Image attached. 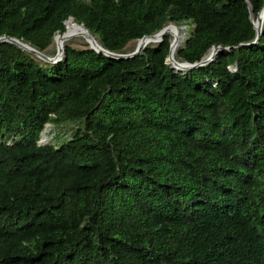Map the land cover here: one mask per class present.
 Returning <instances> with one entry per match:
<instances>
[{"label":"trees","instance_id":"obj_1","mask_svg":"<svg viewBox=\"0 0 264 264\" xmlns=\"http://www.w3.org/2000/svg\"><path fill=\"white\" fill-rule=\"evenodd\" d=\"M246 1L253 19L263 0H0V35L42 52L66 18L115 52L166 23L187 28L176 60L227 46L174 70L167 32L129 57L64 41L56 61L0 40V264H264V15L243 44ZM44 123L64 135L36 143Z\"/></svg>","mask_w":264,"mask_h":264},{"label":"water","instance_id":"obj_2","mask_svg":"<svg viewBox=\"0 0 264 264\" xmlns=\"http://www.w3.org/2000/svg\"><path fill=\"white\" fill-rule=\"evenodd\" d=\"M246 7H247V12H248V17L252 23V27L254 28L255 32H254L253 38L250 41L245 42L243 44H249L251 42L256 41V39L260 33V26H261L262 18L264 15V0L262 1L260 7L257 9L253 19L251 18V10H250L249 3L247 1H246ZM66 19L63 20V23ZM76 24H79L82 27L83 32L81 33V35L84 38V40L87 42L88 47H91L96 51H101L103 54L110 56V57H129V56H132L142 49V47L145 44L144 41L160 40L162 34L166 32L165 27L167 25L175 26L172 23H166L163 26H161L158 30L151 32V33L142 34L138 38H136V42H135L134 46L132 47V49H130L128 51H123V52H115V51L108 50V49L102 47L99 43H97L96 40L94 39V37L90 34V32L82 25V23H76ZM62 31L54 33L52 37H54L58 34H61ZM141 39H143L142 42H137ZM0 40H6L9 42H12L15 45H17L18 47L25 49V50H28L31 53H33L35 56H37L43 60H46V61H56L60 58V56L62 54V47L59 50H57L55 47V51L53 52V54L47 55L44 52L30 46L28 43L21 41L18 38L14 37V36H10V35L2 34V35H0ZM179 43H181V42H179ZM238 44H242V42H239ZM220 48L227 49V46H220L219 44L210 45L208 48V51L204 57H202L196 61H192V62H189L186 60L179 61V60H176L174 57H172L173 44H172V38H171L169 41V44H168V50H167V53L165 56V60H166V62H168L169 66L174 70H176V68H179V69L190 68V67L198 66L200 64L207 62L208 60H210L213 57L216 50H218Z\"/></svg>","mask_w":264,"mask_h":264},{"label":"rangeland","instance_id":"obj_3","mask_svg":"<svg viewBox=\"0 0 264 264\" xmlns=\"http://www.w3.org/2000/svg\"><path fill=\"white\" fill-rule=\"evenodd\" d=\"M178 28H180V30H181V38H180V42H181L186 37V35H187V28L184 25H180ZM167 33H169V32H167ZM74 34H76V33H74ZM182 35H183V37H182ZM54 40H53V37H52L51 38V42L46 47V51L44 52L45 54L52 55L53 52L55 51V46H54L55 45V43H54L55 41ZM135 40L136 39H131V40L127 41L125 43V45H124V49L126 51L132 49V47L134 46V44L136 42ZM65 42H67V43H69L70 45H73V46H83L86 41L84 40V38L82 37V35H80L79 33H77V35H73L70 38H67L65 40ZM63 127L64 126H62V125H60V126L59 125L58 126H54V125H51V124L46 123L43 128L48 131V135L49 136H47V139H45V138H43V136H41V139H40L39 142H44L46 140V141H48L50 143H53L54 142V135H55V132L57 130L59 131V134L62 133L64 135L65 128H63ZM61 136L62 135L56 136V138H61Z\"/></svg>","mask_w":264,"mask_h":264},{"label":"bare ground","instance_id":"obj_4","mask_svg":"<svg viewBox=\"0 0 264 264\" xmlns=\"http://www.w3.org/2000/svg\"><path fill=\"white\" fill-rule=\"evenodd\" d=\"M64 26H65V30L61 34H58V35H56V36L53 37V40L55 39L54 40L55 41L54 42L55 43L54 46L56 47L57 50H59L62 47V43L67 38H70L73 35H77V33H79L81 35V33L83 32L82 27L79 24H76L72 20V18H69V19L65 20L64 21ZM165 31L166 32H169V34L171 35L172 44H173V50H174L175 46L180 42L181 30H180V28H178L176 26H172V25L169 26V25H167L165 27ZM74 33H76V34H74ZM182 37H183V35H182ZM142 41H143V39H141V40H139L137 42H142ZM144 42L147 44V42H150V40L144 41ZM173 50H172V53H173ZM172 57H173V55H172ZM176 69H179V68H176Z\"/></svg>","mask_w":264,"mask_h":264},{"label":"built area","instance_id":"obj_5","mask_svg":"<svg viewBox=\"0 0 264 264\" xmlns=\"http://www.w3.org/2000/svg\"><path fill=\"white\" fill-rule=\"evenodd\" d=\"M46 123H44V125H45ZM41 136H43L45 139H47V136H49L48 135V131L47 130H45L44 128L40 131V133H39V137L37 138V140H36V143H43V142H39L40 141V139H41ZM46 141V140H45ZM44 141V142H45Z\"/></svg>","mask_w":264,"mask_h":264}]
</instances>
